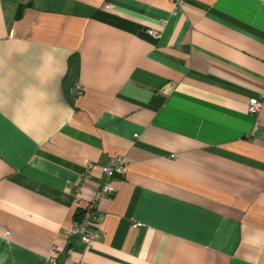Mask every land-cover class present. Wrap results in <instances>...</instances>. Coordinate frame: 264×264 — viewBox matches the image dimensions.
<instances>
[{
    "label": "crops",
    "instance_id": "crops-1",
    "mask_svg": "<svg viewBox=\"0 0 264 264\" xmlns=\"http://www.w3.org/2000/svg\"><path fill=\"white\" fill-rule=\"evenodd\" d=\"M262 93L264 0H0V264H264Z\"/></svg>",
    "mask_w": 264,
    "mask_h": 264
},
{
    "label": "built area",
    "instance_id": "built-area-1",
    "mask_svg": "<svg viewBox=\"0 0 264 264\" xmlns=\"http://www.w3.org/2000/svg\"><path fill=\"white\" fill-rule=\"evenodd\" d=\"M175 2V6L178 7L183 0H172ZM264 104V93L256 95L250 98L248 102V110L253 113H257ZM92 167V163L89 162L88 168ZM102 169L106 174L97 197L88 204L84 211L81 220L75 219L70 228L66 230L67 235L76 234L81 240L87 244H92L95 240L105 235L103 229V213L97 209V201L101 196H105L113 193L114 186L111 183V179L116 174H124L127 170V163L121 156L112 157L110 163L102 165ZM86 174H84L85 176ZM135 225H142V222L137 221ZM53 247V251L55 250ZM51 264H57V256L54 254L50 258ZM76 264H84L83 261H79Z\"/></svg>",
    "mask_w": 264,
    "mask_h": 264
},
{
    "label": "trees",
    "instance_id": "trees-1",
    "mask_svg": "<svg viewBox=\"0 0 264 264\" xmlns=\"http://www.w3.org/2000/svg\"><path fill=\"white\" fill-rule=\"evenodd\" d=\"M21 11H22V8L19 7V10H18V12H17V17H20V15H21Z\"/></svg>",
    "mask_w": 264,
    "mask_h": 264
}]
</instances>
